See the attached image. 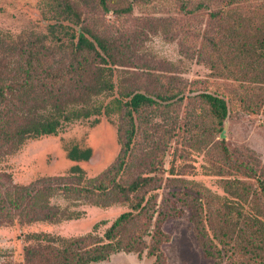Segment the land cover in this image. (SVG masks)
Returning <instances> with one entry per match:
<instances>
[{"label":"trees","instance_id":"trees-1","mask_svg":"<svg viewBox=\"0 0 264 264\" xmlns=\"http://www.w3.org/2000/svg\"><path fill=\"white\" fill-rule=\"evenodd\" d=\"M176 1L181 18L168 24L160 18L156 27L164 26L178 40L183 56L232 79L245 104L257 101L255 109L249 105L251 112L264 108V0ZM78 2L67 0L62 6L65 19H77L79 25L71 35L69 51L65 43H46L45 36L9 46L0 40V160L16 154L29 140L56 135L67 124L102 114H119L120 153L102 176L88 181L78 166L70 175L42 177L28 184L16 183L10 173L0 171V226L77 219L83 205H127L130 210L103 236L92 232L73 238L29 235L28 242L35 239V243L24 247L23 259L15 262L11 255L2 254L0 264H96L119 252L141 256L145 249L154 257L153 264H166L162 245L169 237L162 224L180 213L178 202L191 208L208 257L219 263L228 259L233 264H264V177L257 188L251 182L264 176V164L253 165L226 143L230 101L216 92H200L192 99H199L202 113L194 107L191 113L196 116L183 125L192 143L218 149L219 160L210 170L220 178L224 194L184 180L196 188L195 195L171 193L174 200L165 196L156 209V194H148L162 187L163 163L158 156L167 143L155 127L157 139L152 135L145 139L149 153L136 157L137 119L147 110L165 113L171 102H183L194 92L186 93L179 75L171 72L164 78L153 62L139 64L141 31L110 34L93 29L85 24ZM139 2L149 5L158 0H99L104 11L112 9L120 15L132 14ZM202 13L207 14L208 28L190 21ZM52 29L55 35V26ZM176 130L168 132L169 138ZM91 156V149L76 146L68 153L72 160ZM125 172L128 179L117 181ZM60 198L66 205L55 202ZM154 221L155 230L150 232Z\"/></svg>","mask_w":264,"mask_h":264},{"label":"rangeland","instance_id":"rangeland-1","mask_svg":"<svg viewBox=\"0 0 264 264\" xmlns=\"http://www.w3.org/2000/svg\"><path fill=\"white\" fill-rule=\"evenodd\" d=\"M58 1H60L58 3ZM67 0H0V40L5 46L16 42L35 41L36 38L46 37V43L58 46L64 44L72 49L73 35L79 25L77 19H65L63 5ZM81 2L85 24L93 29L114 34L128 29L141 31V54L138 55L141 63L153 62L157 73L167 77L177 74L187 86L186 93H194L183 102L168 106L165 113L162 110L150 113L145 111L137 119L138 133L134 151L136 157L149 153L146 146V136L152 135V129L158 127L166 146L161 150L158 159L163 163L159 173L162 187L149 195L156 194V209L162 204L163 197L174 200L171 193L187 192L195 195L192 185L182 181L199 183L211 191L223 195L221 180L212 175L210 168L219 160L218 149L200 145L198 141L192 143L183 133L186 120L196 114L191 113L194 107L197 113H202L198 98L192 99L200 92L209 91L224 95L231 105V114L227 121L226 143L238 155L258 167L264 164V108L251 112L248 107L255 109L256 102L241 98L243 93L237 84L230 78L219 76L216 70L205 63L189 59L180 52V44L172 38L164 28L156 27L158 19L175 21L181 18L177 11L179 3L176 0H158L157 3L145 5L139 2L130 15L116 14L112 9L104 11L99 0H73ZM121 2V0H116ZM206 13L197 14L190 21L201 28L208 25ZM176 23V22H175ZM185 23V20H184ZM158 24V23H157ZM55 26L52 34V27ZM208 28V27H207ZM57 49V48H56ZM149 61V62H148ZM142 75V72H138ZM250 105V106H249ZM178 116L177 119H173ZM119 114L91 117L89 119L67 124L56 135L43 136L26 142L20 151L0 160V171L10 173L13 180L19 184H28L36 179L50 176H64L72 174L75 166L83 171L85 181L94 179L108 170L116 161L121 142L118 136ZM177 127L176 133L169 138L168 132ZM157 139V138H156ZM219 137L214 138V141ZM91 149L89 160H72L68 157L73 147ZM220 152V151H219ZM240 155V156H241ZM264 175V174H263ZM128 175L122 173L117 181L127 180ZM264 176L252 178L251 182L258 187V180ZM166 185H176L174 188ZM194 187V185H193ZM55 202L66 205V202L56 199ZM180 213L172 216L162 224L163 231L169 237L168 242L162 245L166 264H233L224 259L219 263L205 253L195 224L192 220V211L189 206L178 202ZM127 205H115L102 208L94 205H83L79 218L63 220L59 223H36L21 226L16 224L10 227L0 226V256L9 254L14 261L23 259L24 247L30 243L28 236L34 234H48L63 238L83 236L95 233L103 236L112 223L124 212L129 211ZM157 215H155L156 218ZM155 221L150 232L155 230ZM208 234L210 232L208 231ZM147 241L150 237L146 236ZM1 261V257H0ZM154 257L148 256L145 249L141 256L137 253L119 252L109 260L96 264H153Z\"/></svg>","mask_w":264,"mask_h":264}]
</instances>
